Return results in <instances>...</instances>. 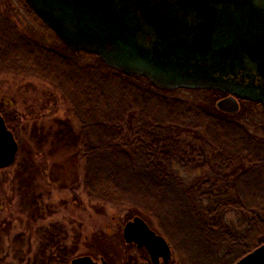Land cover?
<instances>
[{
    "label": "trees",
    "instance_id": "16d2710c",
    "mask_svg": "<svg viewBox=\"0 0 264 264\" xmlns=\"http://www.w3.org/2000/svg\"><path fill=\"white\" fill-rule=\"evenodd\" d=\"M71 53L95 58L103 69L79 65L34 42L0 11V74H31L67 102L77 130L68 121L57 120L51 142L67 151L80 148L83 192L136 215H149L182 262L193 263L197 257L201 264H234L261 246L264 125L237 118L257 107L264 115V108L240 101L237 113H224L216 108L215 98L225 95L215 90L184 89L209 93L214 97L210 102L171 98L165 95L171 90L143 77H129L93 54ZM136 81L146 82L147 87ZM0 115L18 144L14 164L0 172L11 171L15 165L23 202L37 212L32 154L48 144V136L33 124L20 139L13 117L1 107ZM179 169H200L208 176L203 172L186 184ZM60 228L38 230L43 235L39 264L68 263L70 252L60 244ZM24 242L18 233L8 243L13 259L24 260Z\"/></svg>",
    "mask_w": 264,
    "mask_h": 264
},
{
    "label": "water",
    "instance_id": "95a60500",
    "mask_svg": "<svg viewBox=\"0 0 264 264\" xmlns=\"http://www.w3.org/2000/svg\"><path fill=\"white\" fill-rule=\"evenodd\" d=\"M73 51L97 56L129 77L163 90H215L224 113L239 101L264 108V0H23ZM18 144L0 115V169L13 165ZM138 229L151 257L166 262L165 239L135 217L123 229L126 243ZM81 260H75L76 264ZM234 264H264V243Z\"/></svg>",
    "mask_w": 264,
    "mask_h": 264
},
{
    "label": "rangeland",
    "instance_id": "374dc122",
    "mask_svg": "<svg viewBox=\"0 0 264 264\" xmlns=\"http://www.w3.org/2000/svg\"><path fill=\"white\" fill-rule=\"evenodd\" d=\"M0 11L12 19L18 30L34 42L73 58L79 65H93L103 69L95 58L72 54V50L65 43L24 9L21 0H4ZM136 83L147 87L144 81ZM165 95L189 103L210 102L214 98L209 93L184 89L171 90ZM220 99L222 98L217 96L215 104ZM241 105L239 103V109ZM0 107L6 115L16 121L20 129V139L24 138L27 129L34 124L43 128L49 141L39 152L33 150L32 154L37 170L34 174V192L38 197L35 199L37 212L23 202L14 178L15 165L11 171L0 172V264H39L41 259L37 258V253L41 242L43 243V235L38 230L49 229L52 225L61 227L60 244L70 252L68 262L73 257L88 254L94 259L101 256L110 264H141L140 254L122 239L124 224L137 216L162 236L161 230L149 215H136L129 208L104 203L88 197L83 192V160L78 152L79 147L67 151L51 142L57 120L68 121L71 127L77 130L72 110L62 96L52 86L31 74L2 73ZM252 111V114L242 112L237 119H248L258 125H264V115L260 107L253 108ZM250 129L251 132L255 131ZM203 172L208 176V172ZM203 172L200 169H179V175L186 184L201 177ZM169 211L167 209V212ZM18 233H22L25 240L23 261L12 258L8 245ZM210 261L215 263L216 260L211 258ZM180 262L201 264L197 257L193 263L182 262L171 250L169 264Z\"/></svg>",
    "mask_w": 264,
    "mask_h": 264
},
{
    "label": "flooded vegetation",
    "instance_id": "af4514ba",
    "mask_svg": "<svg viewBox=\"0 0 264 264\" xmlns=\"http://www.w3.org/2000/svg\"><path fill=\"white\" fill-rule=\"evenodd\" d=\"M135 217H133L132 219L128 220L125 225L132 221ZM143 220V219H142ZM143 222L147 225V227L153 231L157 236H161L158 233H156L154 230H152L149 225L143 220ZM123 227V229H124ZM123 229H122V239L124 241V243L126 245L131 246L137 253L140 254V258H139V262L141 264H169L170 260H171V248L169 247L170 250V258L165 262L163 260V257L159 255L160 251L156 250V254L153 255H157L156 257H151L149 251H148V245H147V241L144 238V236L142 235L141 232L138 231V229H135L133 231V235L134 238H136L138 240V242H141L140 245H138V243L135 242H130V243H126L124 238H123ZM75 260H81L80 262L76 263V264H110L107 260H105L103 257H98V259H94L93 256L85 254V255H80V256H76L71 258V260L68 262V264H72L73 261ZM125 264H130L129 262H126Z\"/></svg>",
    "mask_w": 264,
    "mask_h": 264
}]
</instances>
